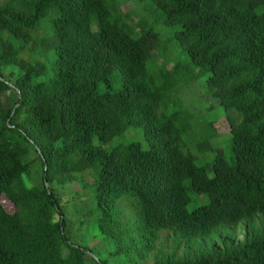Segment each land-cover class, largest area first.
I'll return each mask as SVG.
<instances>
[{"label":"trees","instance_id":"obj_1","mask_svg":"<svg viewBox=\"0 0 264 264\" xmlns=\"http://www.w3.org/2000/svg\"><path fill=\"white\" fill-rule=\"evenodd\" d=\"M85 173L103 251L65 232ZM1 197L0 264H264V0H0Z\"/></svg>","mask_w":264,"mask_h":264},{"label":"rangeland","instance_id":"obj_2","mask_svg":"<svg viewBox=\"0 0 264 264\" xmlns=\"http://www.w3.org/2000/svg\"><path fill=\"white\" fill-rule=\"evenodd\" d=\"M132 8V1H127L121 4L119 7L120 11L122 12ZM45 20H47V17H45L42 22H44ZM39 28L40 26H38L37 31L39 30ZM156 30L159 32L158 28H156ZM161 42L163 45L165 44L167 46L170 53L168 51L164 52V55H161L155 62H153L155 70H157L160 66L167 68L170 67V65L172 64V57L175 59L182 58V54L179 48H175V51L172 50V47H174L175 45L170 43L169 39L163 38L161 39ZM154 69H150L152 75L155 73ZM203 82L204 77H201L199 79V82L195 83L183 93H178L177 95H179V97L182 99L183 105L186 106L190 111H192L193 113L203 114L202 116L199 115V117L195 116V119H192L191 121L195 120L196 122L207 123L220 116H223L224 111L220 107L213 109L212 111L207 110L209 103H207L202 90ZM174 94L176 93H173V95ZM171 109H173V107ZM175 109L180 112L183 111V107H175ZM159 112H162L161 108L159 109ZM130 141H136L139 142L142 146H146L141 128H130L123 135L114 138L112 141L106 144L105 147H109L118 143H127ZM220 145V148L223 150V152L227 154V145ZM34 172L33 183H36L39 179V176L36 174V169L34 170ZM91 184V175L89 173H85L80 182L66 185L63 188H58V197L60 199L59 204L66 219V235L72 241L77 243L86 242L91 245L96 243L95 249L103 251L108 246V242L102 239V236L94 227V223L96 221V205L95 200L92 197L93 187ZM0 200L6 209L11 210L12 206L7 200H5L3 197H1ZM193 204L194 203H190L188 207L191 208ZM124 263L125 262H122L121 264Z\"/></svg>","mask_w":264,"mask_h":264}]
</instances>
